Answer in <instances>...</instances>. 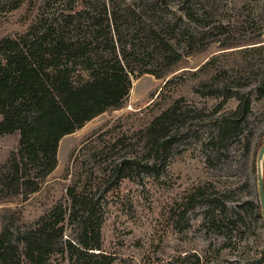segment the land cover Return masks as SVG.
I'll list each match as a JSON object with an SVG mask.
<instances>
[{
	"label": "rangeland",
	"instance_id": "obj_1",
	"mask_svg": "<svg viewBox=\"0 0 264 264\" xmlns=\"http://www.w3.org/2000/svg\"><path fill=\"white\" fill-rule=\"evenodd\" d=\"M116 1L141 19L174 21L183 0ZM189 2L211 30L203 36L210 46L186 57L164 78L136 72L124 107L96 116L60 140L58 165L37 192L23 202L0 203V228L9 227L16 236L57 204L68 212L67 188L76 181L95 206L101 250L118 264H264L256 183V157L264 142V0ZM58 12L53 0L47 5L9 0L0 8V40L15 39ZM194 30L188 27L180 50ZM224 42L233 45L223 47ZM11 51L0 45V58ZM166 80L171 83L164 86ZM238 97L251 99L248 115L237 130L220 138L218 125ZM177 99L180 116L171 128L178 130L176 139L153 159L141 148L143 128ZM18 138L17 132L0 135V165ZM134 156L139 163L131 177L109 175V163ZM76 232L75 221L65 223L62 242L75 243ZM48 262L67 264L65 248Z\"/></svg>",
	"mask_w": 264,
	"mask_h": 264
},
{
	"label": "trees",
	"instance_id": "obj_2",
	"mask_svg": "<svg viewBox=\"0 0 264 264\" xmlns=\"http://www.w3.org/2000/svg\"><path fill=\"white\" fill-rule=\"evenodd\" d=\"M8 1L0 0V8ZM49 1L44 0L46 5ZM53 1L59 10L54 21L40 18L28 32L0 40V45L12 49L0 58V135L19 134L16 148L0 165V203L23 202L37 192L58 165L60 140L96 116L124 107L136 72L164 78L186 57L212 43L203 37L211 30L205 29L189 0L182 1L174 21L165 16L141 19L116 0ZM190 25L195 30L180 50ZM150 59L155 60L152 66L146 64ZM170 83L166 80L164 86ZM179 101L162 109L143 128L141 148L153 159L164 155L176 139L178 130L171 132V128L180 116ZM250 105V98L238 97L235 109L218 125L217 136L237 130ZM138 161L134 156L111 162L109 175L131 177ZM77 184L67 188L68 212L57 204L16 236L9 227L0 228V264H48L64 248L67 264L91 260V264H118L101 250L100 228L93 222L95 206ZM257 216L261 219L259 204ZM73 221L76 242H62L65 223ZM74 255L78 256L73 261Z\"/></svg>",
	"mask_w": 264,
	"mask_h": 264
},
{
	"label": "water",
	"instance_id": "obj_3",
	"mask_svg": "<svg viewBox=\"0 0 264 264\" xmlns=\"http://www.w3.org/2000/svg\"><path fill=\"white\" fill-rule=\"evenodd\" d=\"M264 159V142L261 144L256 157V183L261 219L264 223V179L262 174V161Z\"/></svg>",
	"mask_w": 264,
	"mask_h": 264
}]
</instances>
